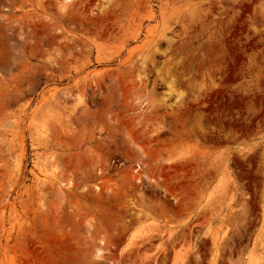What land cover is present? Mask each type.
Segmentation results:
<instances>
[{"label":"rangeland","instance_id":"rangeland-1","mask_svg":"<svg viewBox=\"0 0 264 264\" xmlns=\"http://www.w3.org/2000/svg\"><path fill=\"white\" fill-rule=\"evenodd\" d=\"M0 264H264V0H0Z\"/></svg>","mask_w":264,"mask_h":264},{"label":"bare ground","instance_id":"bare-ground-1","mask_svg":"<svg viewBox=\"0 0 264 264\" xmlns=\"http://www.w3.org/2000/svg\"><path fill=\"white\" fill-rule=\"evenodd\" d=\"M11 24H12V22H8L7 26L11 28Z\"/></svg>","mask_w":264,"mask_h":264}]
</instances>
